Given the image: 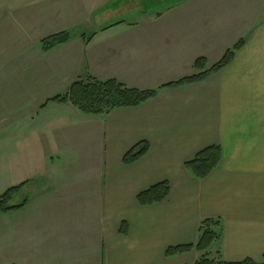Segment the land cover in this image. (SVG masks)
<instances>
[{
	"label": "crops",
	"instance_id": "1",
	"mask_svg": "<svg viewBox=\"0 0 264 264\" xmlns=\"http://www.w3.org/2000/svg\"><path fill=\"white\" fill-rule=\"evenodd\" d=\"M142 1L0 0V197L20 186L10 203H24L0 210V264H195L196 248L165 251L196 244L208 218L223 229L212 255L264 261V0ZM241 40L206 79L164 86ZM91 75L157 95L107 114L49 101ZM211 145L222 160L197 178L185 162ZM163 181L165 200L138 202Z\"/></svg>",
	"mask_w": 264,
	"mask_h": 264
},
{
	"label": "trees",
	"instance_id": "2",
	"mask_svg": "<svg viewBox=\"0 0 264 264\" xmlns=\"http://www.w3.org/2000/svg\"><path fill=\"white\" fill-rule=\"evenodd\" d=\"M69 33L61 32L45 38L42 41L43 50L48 51L68 41ZM244 44V40L238 42L229 49L223 58L207 68V61L199 58L195 62L196 73L184 77L179 81L168 83L164 86L177 87L186 83L198 82L206 79L211 73L227 66L234 58L235 53ZM158 89L140 90L129 88L116 79L100 80L94 76L74 82L65 94L57 95L49 101L71 103L87 114H107L117 108L136 107L157 95ZM150 149V143L146 140L137 143L124 156L125 164H132L142 158ZM222 160V148L220 145H211L199 151L194 157L185 162L186 169L197 178H206L220 164ZM20 186L8 189L0 197V210L6 212L24 205H11V200ZM170 192L168 181L160 182L138 195L141 205H152L167 198ZM124 225V223H123ZM222 225L219 219H205L200 225V238L196 244L170 246L166 249V256H175L189 252L196 248L204 252L195 264H264L253 259H245L238 262L222 260L220 253L212 255L209 250L213 242L222 237ZM121 232L126 233L124 228Z\"/></svg>",
	"mask_w": 264,
	"mask_h": 264
},
{
	"label": "rangeland",
	"instance_id": "3",
	"mask_svg": "<svg viewBox=\"0 0 264 264\" xmlns=\"http://www.w3.org/2000/svg\"><path fill=\"white\" fill-rule=\"evenodd\" d=\"M119 1H121V0H119ZM124 1V3H126V7L127 8H131L132 6V4L133 3H138V4H140V2H139V0H123ZM142 4H143V6H144V8L145 9H148V10H153V9H155V10H157L158 8H162V6L163 5H166V4H163V2L161 1V0H143L142 1ZM123 6V5H122ZM124 7V6H123ZM122 10V9H121ZM120 11V10H119ZM116 13H118V12H116ZM118 16H121L120 14H117ZM81 29H80V31L79 32H84L85 31V27H84V25L82 26V27H80ZM73 32V31H72ZM8 190V189H7ZM6 190V191H7ZM5 191V192H6ZM4 192V193H5ZM3 193V194H4ZM2 194V195H3ZM15 196V195H14ZM13 196V197H14Z\"/></svg>",
	"mask_w": 264,
	"mask_h": 264
}]
</instances>
